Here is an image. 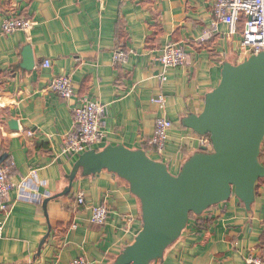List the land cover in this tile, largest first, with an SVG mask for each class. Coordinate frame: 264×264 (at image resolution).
<instances>
[{
	"label": "crops",
	"instance_id": "obj_1",
	"mask_svg": "<svg viewBox=\"0 0 264 264\" xmlns=\"http://www.w3.org/2000/svg\"><path fill=\"white\" fill-rule=\"evenodd\" d=\"M216 1L108 0L101 7L96 0H0V165L11 167L15 185L11 213L0 209V264H70L81 256L91 264H114L134 244L143 230L141 204L126 181L107 171L79 175L64 194L79 158L60 157L64 137L81 100H94L108 107L104 139L94 150H142L179 175L204 147L184 120L203 113L224 65L241 63L244 24L230 35L213 16ZM8 16L34 26L28 33L5 35L1 25ZM169 44L184 47L188 64L167 70L163 82L158 58ZM120 48L128 60L116 64ZM27 49L35 62L31 72L20 67ZM64 75L75 88L70 100L48 90ZM159 95L167 99L164 111L151 102ZM159 117L174 125L163 155L152 145ZM12 120L17 131L8 125ZM260 162L264 166V144ZM34 172L37 179L20 190L22 179ZM43 181L46 186L39 184ZM80 192L87 205L109 208L105 225L91 223L90 212L76 203ZM249 256H264V179L250 209L233 195L190 219L163 259L152 264H247Z\"/></svg>",
	"mask_w": 264,
	"mask_h": 264
},
{
	"label": "water",
	"instance_id": "obj_2",
	"mask_svg": "<svg viewBox=\"0 0 264 264\" xmlns=\"http://www.w3.org/2000/svg\"><path fill=\"white\" fill-rule=\"evenodd\" d=\"M27 54L20 67L31 72L35 62L28 49ZM8 125L18 130L17 121ZM183 125L198 136L210 137L213 151L203 147L177 176L142 150L108 146L79 156L67 177L69 188L64 194L70 192L79 175L98 176L107 171L126 181L131 194L140 201L143 230L114 264H152L163 259L187 228L191 214L200 216L233 195L251 208L257 183L264 179L260 162L264 52L238 65L226 63L219 86L206 97L203 113L189 116Z\"/></svg>",
	"mask_w": 264,
	"mask_h": 264
},
{
	"label": "built area",
	"instance_id": "obj_3",
	"mask_svg": "<svg viewBox=\"0 0 264 264\" xmlns=\"http://www.w3.org/2000/svg\"><path fill=\"white\" fill-rule=\"evenodd\" d=\"M101 7H104L108 0H96ZM213 16L216 21L225 24L229 29L230 35L237 33L238 25L244 21V32L240 43V62L243 63L254 55L264 52V0H217L213 5ZM34 23L31 20L16 16H8L3 20L1 30L5 35H11L18 31L28 33L32 30ZM204 41V40H203ZM113 60L116 64L126 63L128 60L127 51H115ZM158 62L164 69L161 78L166 81V71L169 69L183 68L188 64V55L182 46L169 44L162 50ZM45 68L51 67L50 61H45ZM49 92L54 93L65 100L75 97V88L71 78L68 75L54 78L49 85ZM152 104L164 111L167 105V99L164 95H159L151 100ZM107 105L100 102L83 99L81 104L73 111L72 130L64 137L60 157L73 158L79 157L87 151L103 142L104 135L101 127L103 119L107 114ZM173 123L164 117H159L155 123V133L152 139V145L157 154L163 155L169 142L170 132L173 129ZM201 143L213 151L210 137L199 136ZM11 167L0 165V209L9 215L14 207L11 203L10 195L15 187L10 182ZM37 179L34 172L32 177L22 179L20 190L27 187L28 181ZM46 186V181L39 183ZM76 203L90 212V221L93 225L103 226L110 217L111 211L103 204L100 206L87 205L84 193L80 192L76 198ZM4 223L0 224V239L3 237ZM247 264H264V256H249L246 259ZM70 264H91L84 256L78 257Z\"/></svg>",
	"mask_w": 264,
	"mask_h": 264
},
{
	"label": "trees",
	"instance_id": "obj_4",
	"mask_svg": "<svg viewBox=\"0 0 264 264\" xmlns=\"http://www.w3.org/2000/svg\"><path fill=\"white\" fill-rule=\"evenodd\" d=\"M241 23H243L244 24V21H241L239 24H241ZM120 51H124V52H126V49L125 48H120L119 49ZM264 144V143H263ZM263 146V145H262ZM196 217V215L195 214H191L190 215V219H193V218H195Z\"/></svg>",
	"mask_w": 264,
	"mask_h": 264
}]
</instances>
